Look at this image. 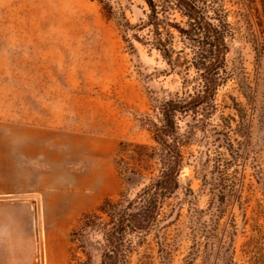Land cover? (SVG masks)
I'll return each instance as SVG.
<instances>
[{
  "label": "rangeland",
  "instance_id": "obj_1",
  "mask_svg": "<svg viewBox=\"0 0 264 264\" xmlns=\"http://www.w3.org/2000/svg\"><path fill=\"white\" fill-rule=\"evenodd\" d=\"M129 1L0 0V165L12 157L16 177L46 182L45 193L12 192L29 205L41 264H100L98 227L111 220L101 209L147 204L159 176L145 155L159 102L192 92L177 30L167 60L131 37L146 40L149 29L125 41L106 14L130 7L135 24L147 7ZM203 1L229 23L227 79L202 130L187 133V118L177 119L188 140L178 188L150 227L123 224L120 264H250L256 239L264 249V0ZM44 194L63 206L46 213L37 203L34 213L19 199Z\"/></svg>",
  "mask_w": 264,
  "mask_h": 264
},
{
  "label": "trees",
  "instance_id": "obj_2",
  "mask_svg": "<svg viewBox=\"0 0 264 264\" xmlns=\"http://www.w3.org/2000/svg\"><path fill=\"white\" fill-rule=\"evenodd\" d=\"M126 1L132 4L131 1ZM143 1L147 8L142 9V17L136 16L135 24H131L125 15L126 10L132 13L130 7L119 5L117 10L108 8L105 12L109 17L115 18L117 26L125 35V41H129L130 30L149 29V38L146 40L140 39L135 33L131 37L148 48L157 49L167 60L172 53L170 41L173 36L170 30H177L182 43L189 49L190 64L195 76L190 79L192 92L187 91L184 97L177 96L176 99L159 102L158 124L153 125V140L156 145L151 153L145 154L147 158L157 160L159 176L152 185L156 190L153 196L139 211L121 210L116 203H108L112 210L101 209L108 213L111 220L98 227L105 241L100 264H120L124 223L142 231L157 219L165 195L178 188V175L183 168L182 147L188 144L186 136L179 134L177 119L187 118V121L183 119L187 133L202 130L215 111L216 92L227 79L225 57L229 49L226 39L231 35V30L222 11L203 0ZM172 12L177 13L181 20L172 21ZM260 53H263V48ZM259 243V239H256L252 246L254 249L250 264H264V249Z\"/></svg>",
  "mask_w": 264,
  "mask_h": 264
},
{
  "label": "crops",
  "instance_id": "obj_3",
  "mask_svg": "<svg viewBox=\"0 0 264 264\" xmlns=\"http://www.w3.org/2000/svg\"><path fill=\"white\" fill-rule=\"evenodd\" d=\"M20 143L27 142L22 139ZM0 166L5 169L0 171V264L39 263L40 257L36 262L33 233L27 230L30 219L29 205L16 201L14 199L16 194L12 192H17L19 195H22L19 192H23V190H25L24 192L45 193L47 190L45 187L46 182L44 178L38 175L39 173H37L35 179L29 178L30 176L25 179L16 177L12 157L9 163L5 161ZM28 197L19 199L29 201L32 204L34 213L39 207L36 206L38 201V205L41 204L46 213L51 208H61L63 206L62 204L58 206L59 196L44 194L43 198L35 197L36 199L32 202ZM18 227L22 230H18Z\"/></svg>",
  "mask_w": 264,
  "mask_h": 264
},
{
  "label": "bare ground",
  "instance_id": "obj_4",
  "mask_svg": "<svg viewBox=\"0 0 264 264\" xmlns=\"http://www.w3.org/2000/svg\"><path fill=\"white\" fill-rule=\"evenodd\" d=\"M38 202H39V201H38ZM38 202H37V203H38ZM38 206H40V205H38ZM39 208H40V207H39ZM40 232H41V231H40Z\"/></svg>",
  "mask_w": 264,
  "mask_h": 264
}]
</instances>
